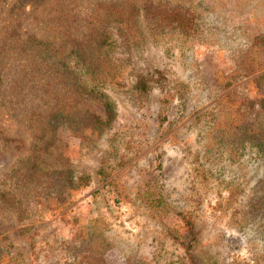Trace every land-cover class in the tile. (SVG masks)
Wrapping results in <instances>:
<instances>
[{
  "label": "rangeland",
  "instance_id": "374dc122",
  "mask_svg": "<svg viewBox=\"0 0 264 264\" xmlns=\"http://www.w3.org/2000/svg\"><path fill=\"white\" fill-rule=\"evenodd\" d=\"M19 1L1 0L0 25L13 18L22 36L54 39L31 4ZM101 1L107 0H79V17ZM130 1L142 8L165 3L191 22L156 26L139 17L141 45L123 41L112 54L122 60L125 86L106 89L115 102L108 128L58 130L48 157L54 162L63 152L89 182L71 189L62 204L59 187L52 189L45 205L21 220L0 202V264H190L176 239L187 233L181 214L194 221L197 253L207 262L264 264V145L256 142L264 140V0ZM113 33L121 41L117 27ZM20 69L8 74L21 76ZM140 75L153 81L145 107L136 109L129 92ZM35 96L34 103L47 106L57 100L37 91L20 104L0 98V190L41 145L38 125L21 112ZM78 104L106 116L97 100ZM13 105L21 107L14 112ZM155 152L162 160L156 189L168 206L163 218L138 197ZM101 169L125 188L130 203H112Z\"/></svg>",
  "mask_w": 264,
  "mask_h": 264
},
{
  "label": "trees",
  "instance_id": "16d2710c",
  "mask_svg": "<svg viewBox=\"0 0 264 264\" xmlns=\"http://www.w3.org/2000/svg\"><path fill=\"white\" fill-rule=\"evenodd\" d=\"M26 3L31 4L36 11L35 17L51 29L54 39L40 40L34 35L22 36L19 23L13 18L0 25V98H10L6 102L10 105L20 104L37 91L39 95L48 92L57 100L51 106H47L46 102L38 104L34 103L36 95L31 100L30 109L21 110L29 113L30 121L38 125L37 138L41 145H35L33 152L22 160V174L11 181L7 188L0 190V202L6 209L14 211L19 220L31 217L33 208L45 205L47 193L52 189L59 187L62 198L58 201L62 204L70 197L71 189L89 182L87 174L78 176L75 173L63 152H57L53 157L54 162L49 161L48 157L57 140L58 130L81 135L85 128L98 133L108 128L115 116V102L106 89L110 86H125L122 60L117 61L112 54L123 41L133 47L141 45L145 36H141L143 34L137 28L139 17L155 19L151 24L156 26L165 24L187 28V23L191 22L188 15L174 13L165 3L149 4L142 8L130 0L119 4L116 1H101L85 9L88 12L85 18L78 15L84 8V2L80 3L79 0L19 1L20 5ZM47 14L52 17L47 18ZM116 27L119 35H122L121 41L113 33ZM262 40L264 43V38ZM13 68H21L22 75L19 76L20 71L17 76L8 74ZM152 81V78L144 75L135 79L129 96L136 109L145 107ZM73 100H76L75 104ZM83 100L102 103L105 118L84 111L78 104ZM13 106L14 112L21 107ZM47 133H51L50 137ZM263 141L256 140L258 147L264 145ZM161 171V155L155 152L148 172L149 180L138 197L151 213H157L163 218L168 212V206L161 194H158L155 183V177ZM110 174L105 169L99 171L104 181L102 188L110 195L112 203H130L131 196L115 178H108ZM44 184L48 190L39 191ZM181 215L187 233L176 239L184 248L190 264H211L197 253L200 238L194 221L186 214Z\"/></svg>",
  "mask_w": 264,
  "mask_h": 264
}]
</instances>
